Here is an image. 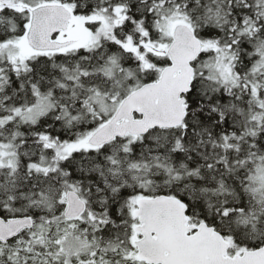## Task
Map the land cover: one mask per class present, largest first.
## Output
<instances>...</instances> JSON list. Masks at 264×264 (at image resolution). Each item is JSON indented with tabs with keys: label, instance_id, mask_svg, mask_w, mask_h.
<instances>
[{
	"label": "snow or ice",
	"instance_id": "snow-or-ice-1",
	"mask_svg": "<svg viewBox=\"0 0 264 264\" xmlns=\"http://www.w3.org/2000/svg\"><path fill=\"white\" fill-rule=\"evenodd\" d=\"M0 264H264V0H0Z\"/></svg>",
	"mask_w": 264,
	"mask_h": 264
}]
</instances>
